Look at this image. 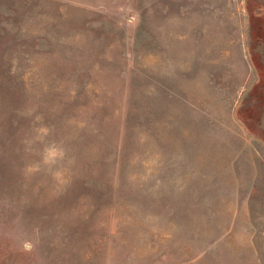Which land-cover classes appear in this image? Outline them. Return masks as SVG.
I'll list each match as a JSON object with an SVG mask.
<instances>
[{
  "label": "rangeland",
  "instance_id": "obj_1",
  "mask_svg": "<svg viewBox=\"0 0 264 264\" xmlns=\"http://www.w3.org/2000/svg\"><path fill=\"white\" fill-rule=\"evenodd\" d=\"M0 264H264V0H0Z\"/></svg>",
  "mask_w": 264,
  "mask_h": 264
},
{
  "label": "clouds",
  "instance_id": "obj_2",
  "mask_svg": "<svg viewBox=\"0 0 264 264\" xmlns=\"http://www.w3.org/2000/svg\"><path fill=\"white\" fill-rule=\"evenodd\" d=\"M37 132L38 134H41L38 136V138L43 140L44 136H46L48 133V129L41 127L37 129ZM64 158H65L64 149L55 143H50L45 145V147L43 148L41 155V164L54 177H58L59 171L57 166L61 161L64 160ZM41 164L35 165L33 168L30 169V171H40Z\"/></svg>",
  "mask_w": 264,
  "mask_h": 264
}]
</instances>
